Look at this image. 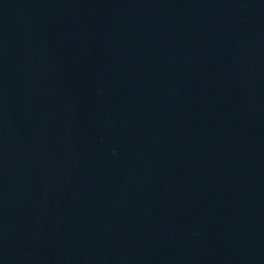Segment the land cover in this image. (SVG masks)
Wrapping results in <instances>:
<instances>
[{
    "label": "water",
    "instance_id": "95a60500",
    "mask_svg": "<svg viewBox=\"0 0 264 264\" xmlns=\"http://www.w3.org/2000/svg\"><path fill=\"white\" fill-rule=\"evenodd\" d=\"M0 264H264V0H0Z\"/></svg>",
    "mask_w": 264,
    "mask_h": 264
}]
</instances>
